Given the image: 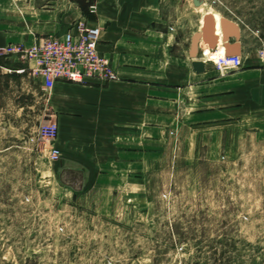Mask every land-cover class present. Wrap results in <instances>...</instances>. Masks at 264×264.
<instances>
[{"label": "rangeland", "instance_id": "rangeland-1", "mask_svg": "<svg viewBox=\"0 0 264 264\" xmlns=\"http://www.w3.org/2000/svg\"><path fill=\"white\" fill-rule=\"evenodd\" d=\"M77 1L93 16L95 0ZM198 1L121 0L151 11L179 54L207 16L238 22L246 51L264 50V0ZM53 2L0 0V34L20 35ZM31 46L0 48V264H264V128L191 126L174 107L156 142L141 143L139 168L81 190L52 159L55 141L36 138L56 121L52 89L16 73Z\"/></svg>", "mask_w": 264, "mask_h": 264}, {"label": "crops", "instance_id": "crops-1", "mask_svg": "<svg viewBox=\"0 0 264 264\" xmlns=\"http://www.w3.org/2000/svg\"><path fill=\"white\" fill-rule=\"evenodd\" d=\"M91 7L93 19L87 20L77 0H54L52 6L34 10L32 18L39 19L33 27L24 26L20 35L8 30L0 34L3 48L63 35L75 22L99 27L98 51L109 58L118 78L102 86L56 82L52 89L60 168L82 177L81 190L85 184L97 186L100 177L139 168L141 143L156 142L158 130L172 121L174 107L191 126L225 120L264 128V62L256 51H246L238 22L229 20L238 29V40L223 42L220 30L215 35L212 28V41L202 40L197 55L205 44L222 45L228 55L241 57L242 67L218 73L205 64L204 73L196 74L189 50L182 54L172 50L174 36L153 29L151 11H131L121 0H95ZM233 45L238 46L237 53L226 49Z\"/></svg>", "mask_w": 264, "mask_h": 264}, {"label": "built area", "instance_id": "built-area-1", "mask_svg": "<svg viewBox=\"0 0 264 264\" xmlns=\"http://www.w3.org/2000/svg\"><path fill=\"white\" fill-rule=\"evenodd\" d=\"M99 38V27L75 22L63 35L38 39L31 47L21 50L23 58L27 60V68L16 73L27 72L44 90L53 89L56 82L107 85L117 75L109 58L98 51ZM203 56L206 60H202ZM257 56L264 60V50H259ZM199 59L205 64L213 65L218 73L242 67L241 57L228 55L222 45L208 47V50L200 48ZM57 133L56 123L46 121L39 125L36 138L52 144ZM51 157L54 161H59L60 151L53 148Z\"/></svg>", "mask_w": 264, "mask_h": 264}, {"label": "water", "instance_id": "water-1", "mask_svg": "<svg viewBox=\"0 0 264 264\" xmlns=\"http://www.w3.org/2000/svg\"><path fill=\"white\" fill-rule=\"evenodd\" d=\"M192 2L195 6L200 5V2L198 0H192ZM220 25H221V36L223 42H227L229 39L238 40L239 38L238 29L233 23H231L229 20L221 19ZM212 28H214V24L211 21V18L207 16L203 20L201 33H195L192 36L191 46L189 50V57L192 60L190 63L192 71L195 72L196 74H202L205 71V63L202 60H200L197 55L198 45L202 40L209 42L212 41ZM226 49L231 51V53H237L238 46L233 45L232 47H226Z\"/></svg>", "mask_w": 264, "mask_h": 264}, {"label": "bare ground", "instance_id": "bare-ground-1", "mask_svg": "<svg viewBox=\"0 0 264 264\" xmlns=\"http://www.w3.org/2000/svg\"><path fill=\"white\" fill-rule=\"evenodd\" d=\"M205 16V15H204ZM203 17V16H202ZM211 20H212V22H213V24H214V30H215V35H217V30H220V34H221V25H220V22H221V19H215L214 17H212L211 16ZM203 22V21H202ZM202 26H203V24H202ZM201 46V45H200ZM203 48L204 49H206V50H208V46H207V44H205L204 46H203ZM210 54H212L211 52H210ZM208 56H209V54H207ZM202 60H206V57H202Z\"/></svg>", "mask_w": 264, "mask_h": 264}, {"label": "trees", "instance_id": "trees-1", "mask_svg": "<svg viewBox=\"0 0 264 264\" xmlns=\"http://www.w3.org/2000/svg\"><path fill=\"white\" fill-rule=\"evenodd\" d=\"M79 4V3H78ZM80 8H81V11H82V14L83 16L87 19V20H92L93 19V16H89L88 12L86 11V9L84 7H82L80 4H79Z\"/></svg>", "mask_w": 264, "mask_h": 264}]
</instances>
